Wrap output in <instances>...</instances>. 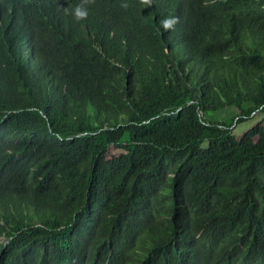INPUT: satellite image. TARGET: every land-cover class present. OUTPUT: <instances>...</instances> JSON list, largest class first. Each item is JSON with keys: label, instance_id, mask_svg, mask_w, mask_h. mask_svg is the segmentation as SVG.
I'll return each mask as SVG.
<instances>
[{"label": "trees", "instance_id": "1", "mask_svg": "<svg viewBox=\"0 0 264 264\" xmlns=\"http://www.w3.org/2000/svg\"><path fill=\"white\" fill-rule=\"evenodd\" d=\"M79 3L0 0V264H264V0Z\"/></svg>", "mask_w": 264, "mask_h": 264}, {"label": "clouds", "instance_id": "2", "mask_svg": "<svg viewBox=\"0 0 264 264\" xmlns=\"http://www.w3.org/2000/svg\"><path fill=\"white\" fill-rule=\"evenodd\" d=\"M145 4H150L151 0H142ZM94 3V0H81V3L75 5L71 10V15L77 21L86 20L88 18V5ZM126 6V5H124ZM65 12H68V9H65ZM179 23V18L172 16L166 17L160 22V26L164 31H174L175 26ZM159 30V29H158Z\"/></svg>", "mask_w": 264, "mask_h": 264}, {"label": "rangeland", "instance_id": "3", "mask_svg": "<svg viewBox=\"0 0 264 264\" xmlns=\"http://www.w3.org/2000/svg\"><path fill=\"white\" fill-rule=\"evenodd\" d=\"M234 114V110H226L222 111L220 114L221 118H228ZM261 123L264 125V112H257L255 115L251 116L249 120H245L243 122H236L233 125V132L237 135L238 138H240L245 131H247L249 128L253 127L255 124ZM120 149L115 146H110L108 151V157H111L113 155L119 154Z\"/></svg>", "mask_w": 264, "mask_h": 264}, {"label": "bare ground", "instance_id": "4", "mask_svg": "<svg viewBox=\"0 0 264 264\" xmlns=\"http://www.w3.org/2000/svg\"><path fill=\"white\" fill-rule=\"evenodd\" d=\"M244 3V1H242ZM243 6V5H242ZM251 7V6H250ZM252 9V8H251Z\"/></svg>", "mask_w": 264, "mask_h": 264}]
</instances>
